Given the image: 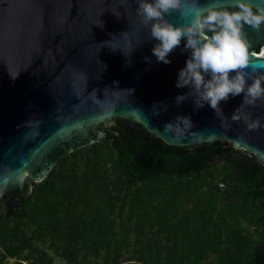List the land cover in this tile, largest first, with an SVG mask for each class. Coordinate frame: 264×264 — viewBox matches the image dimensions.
<instances>
[{
  "label": "water",
  "instance_id": "95a60500",
  "mask_svg": "<svg viewBox=\"0 0 264 264\" xmlns=\"http://www.w3.org/2000/svg\"><path fill=\"white\" fill-rule=\"evenodd\" d=\"M139 2L0 0V201L6 210L62 155L99 141L100 124L117 120L122 128L115 131L131 149L144 144L149 151L185 152L222 139L264 163V98L244 105L243 94L230 96L218 113L208 104L197 108L195 94L177 87L191 55L186 38L169 54L171 63L158 62L152 49L159 41L137 14ZM246 2L253 11L264 8V0ZM188 3L238 10L234 0ZM165 18L177 26L192 19L178 11ZM244 31L249 52L259 53L264 24ZM250 62L246 71L264 76V55ZM257 120L260 127L250 129Z\"/></svg>",
  "mask_w": 264,
  "mask_h": 264
},
{
  "label": "trees",
  "instance_id": "16d2710c",
  "mask_svg": "<svg viewBox=\"0 0 264 264\" xmlns=\"http://www.w3.org/2000/svg\"><path fill=\"white\" fill-rule=\"evenodd\" d=\"M100 128L13 210L0 201V264H264V163L222 139L165 153L131 149L121 120Z\"/></svg>",
  "mask_w": 264,
  "mask_h": 264
},
{
  "label": "clouds",
  "instance_id": "9594fccd",
  "mask_svg": "<svg viewBox=\"0 0 264 264\" xmlns=\"http://www.w3.org/2000/svg\"><path fill=\"white\" fill-rule=\"evenodd\" d=\"M234 7L238 10L188 3V0H140L136 9L150 24L151 39L159 41L152 49L158 62L171 63L169 54L186 38L185 50H191V55L186 67L179 71L177 87H188L189 93L195 94L197 108L208 104L218 113L222 112L221 101H227L230 96L243 94L244 105H254L264 98V76L254 77L246 71L250 67V56L257 54L249 52L250 42L244 31L245 25L260 29L264 24V8L253 11L254 6L246 0H234ZM174 11L182 18L191 16V21L180 26L168 21L166 14ZM249 79L251 84H248ZM189 93L179 95L177 103L188 99ZM233 119L238 116L234 114ZM248 127L259 128V120Z\"/></svg>",
  "mask_w": 264,
  "mask_h": 264
},
{
  "label": "rangeland",
  "instance_id": "374dc122",
  "mask_svg": "<svg viewBox=\"0 0 264 264\" xmlns=\"http://www.w3.org/2000/svg\"><path fill=\"white\" fill-rule=\"evenodd\" d=\"M264 46V45H263ZM114 122H112V123H105V125H108V126H111L112 124H113ZM99 128H100V125H99ZM101 129V128H100ZM229 145H231V144H229ZM232 146V145H231ZM26 177H28L27 175H26ZM250 230H253V228H251ZM255 237H256V235H257V233H254L253 234Z\"/></svg>",
  "mask_w": 264,
  "mask_h": 264
},
{
  "label": "bare ground",
  "instance_id": "6f19581e",
  "mask_svg": "<svg viewBox=\"0 0 264 264\" xmlns=\"http://www.w3.org/2000/svg\"><path fill=\"white\" fill-rule=\"evenodd\" d=\"M262 51H260L259 53H257V56H259V55H262L263 54V52H264V46L262 47V49H261Z\"/></svg>",
  "mask_w": 264,
  "mask_h": 264
},
{
  "label": "built area",
  "instance_id": "2783aa9c",
  "mask_svg": "<svg viewBox=\"0 0 264 264\" xmlns=\"http://www.w3.org/2000/svg\"><path fill=\"white\" fill-rule=\"evenodd\" d=\"M262 47H263V46H262ZM260 51H262V50H260ZM263 54H264V52H263ZM219 185H220V186H223V183H220Z\"/></svg>",
  "mask_w": 264,
  "mask_h": 264
},
{
  "label": "flooded vegetation",
  "instance_id": "af4514ba",
  "mask_svg": "<svg viewBox=\"0 0 264 264\" xmlns=\"http://www.w3.org/2000/svg\"><path fill=\"white\" fill-rule=\"evenodd\" d=\"M261 49H262V47H261Z\"/></svg>",
  "mask_w": 264,
  "mask_h": 264
}]
</instances>
